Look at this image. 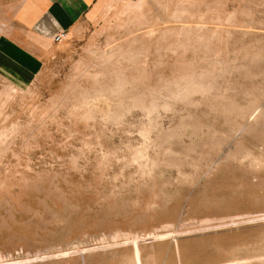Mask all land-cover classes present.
I'll return each instance as SVG.
<instances>
[{"label": "rangeland", "instance_id": "rangeland-1", "mask_svg": "<svg viewBox=\"0 0 264 264\" xmlns=\"http://www.w3.org/2000/svg\"><path fill=\"white\" fill-rule=\"evenodd\" d=\"M47 5L0 0V264H264V0Z\"/></svg>", "mask_w": 264, "mask_h": 264}, {"label": "crops", "instance_id": "crops-1", "mask_svg": "<svg viewBox=\"0 0 264 264\" xmlns=\"http://www.w3.org/2000/svg\"><path fill=\"white\" fill-rule=\"evenodd\" d=\"M99 2L100 0H49V5L44 10L43 16L44 24H46L44 29L46 30H41L42 34L40 33V35L52 37L62 31L67 32L82 17L89 19ZM8 43L11 44H8L10 48H4L2 54L20 68L35 71L34 65H32V62H35L26 55V52L30 51L16 41H8Z\"/></svg>", "mask_w": 264, "mask_h": 264}, {"label": "built area", "instance_id": "built-area-1", "mask_svg": "<svg viewBox=\"0 0 264 264\" xmlns=\"http://www.w3.org/2000/svg\"><path fill=\"white\" fill-rule=\"evenodd\" d=\"M66 37H67V32L62 31L54 36V43L61 44L65 41Z\"/></svg>", "mask_w": 264, "mask_h": 264}]
</instances>
